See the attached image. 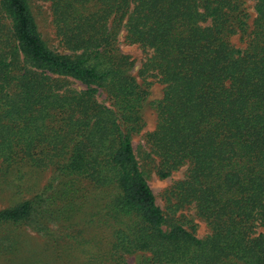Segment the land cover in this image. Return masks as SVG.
I'll return each instance as SVG.
<instances>
[{
  "label": "trees",
  "instance_id": "1",
  "mask_svg": "<svg viewBox=\"0 0 264 264\" xmlns=\"http://www.w3.org/2000/svg\"><path fill=\"white\" fill-rule=\"evenodd\" d=\"M33 1L0 0V264H264V0H36L57 49Z\"/></svg>",
  "mask_w": 264,
  "mask_h": 264
},
{
  "label": "rangeland",
  "instance_id": "2",
  "mask_svg": "<svg viewBox=\"0 0 264 264\" xmlns=\"http://www.w3.org/2000/svg\"><path fill=\"white\" fill-rule=\"evenodd\" d=\"M32 9L33 12L36 16V20L38 22V25L40 27L41 33L44 35L45 40L49 43L50 47L53 49H57L58 47V42L55 39V34H54V29L51 25V12H50V6L47 3L41 2V1H33L32 4ZM251 13H252V19L255 16V13L253 9L251 8ZM239 38H235L233 42L237 46L240 45V41H238ZM122 51L126 54H129L132 56V58L136 61V69L134 72L136 73L142 66L144 60H145V55L138 46H129L127 44H122ZM149 81L155 82L151 88V95H150V101H155L158 99H161L163 97V91H164V86L156 79V78H149ZM73 88L75 89H84L85 86H83L79 82H74ZM104 97H101L100 100H102ZM156 112L151 106L146 107L145 110V122H146V127L143 130V133L139 136H136L134 138V148L136 152H138L140 146L144 145V140H143V134L152 131L156 125ZM183 172L180 171L175 174H173L171 177L163 180L160 179L155 173H153L152 178L150 180V186L157 198V204L161 206L162 208L165 207V200H164V193L165 190L171 187L175 182L181 180L183 178ZM50 174L47 175L44 179V183L48 181L50 178ZM43 183V184H44ZM13 186L11 183H3L1 182L0 186V210L4 209L6 207L11 206L12 204V199H13ZM264 231V230H263ZM205 234H207V230L204 228L200 229V237H203ZM31 236L34 239H38V243L41 241L38 237L35 236V234L31 233ZM35 245V244H34ZM128 264H134L133 257H130L128 259Z\"/></svg>",
  "mask_w": 264,
  "mask_h": 264
}]
</instances>
